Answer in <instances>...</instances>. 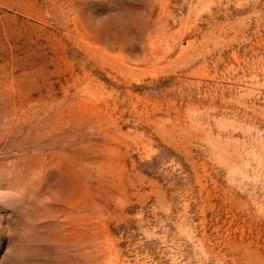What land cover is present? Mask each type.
<instances>
[{"label": "rangeland", "instance_id": "obj_1", "mask_svg": "<svg viewBox=\"0 0 264 264\" xmlns=\"http://www.w3.org/2000/svg\"><path fill=\"white\" fill-rule=\"evenodd\" d=\"M0 264H264V0H0Z\"/></svg>", "mask_w": 264, "mask_h": 264}]
</instances>
